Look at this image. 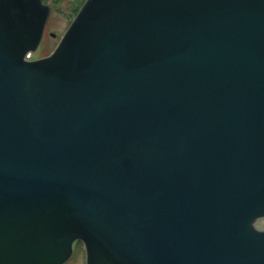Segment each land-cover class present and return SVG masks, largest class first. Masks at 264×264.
<instances>
[{"label":"water","instance_id":"95a60500","mask_svg":"<svg viewBox=\"0 0 264 264\" xmlns=\"http://www.w3.org/2000/svg\"><path fill=\"white\" fill-rule=\"evenodd\" d=\"M0 0V264H264V0Z\"/></svg>","mask_w":264,"mask_h":264},{"label":"rangeland","instance_id":"374dc122","mask_svg":"<svg viewBox=\"0 0 264 264\" xmlns=\"http://www.w3.org/2000/svg\"><path fill=\"white\" fill-rule=\"evenodd\" d=\"M71 2V0H61L59 3V9L61 11H53L50 13V18L47 21L43 38L37 49L28 55L30 59L46 56L54 49L63 32L74 17L73 13L62 11V9L68 8ZM53 33H55V36L51 35ZM257 224L259 226H264V217L259 218ZM84 260L83 244L79 242L76 253H74L65 264H84Z\"/></svg>","mask_w":264,"mask_h":264},{"label":"flooded vegetation","instance_id":"af4514ba","mask_svg":"<svg viewBox=\"0 0 264 264\" xmlns=\"http://www.w3.org/2000/svg\"><path fill=\"white\" fill-rule=\"evenodd\" d=\"M45 3H47L50 7V10L51 12L52 11H55V12H58V11H61L59 9V3L61 2V0H43ZM71 4L68 6V8H65V9H62V11H69V12H75L78 7H79V2L81 0H71ZM75 253V251L73 252V254ZM66 263V262H65ZM64 263V264H65Z\"/></svg>","mask_w":264,"mask_h":264},{"label":"bare ground","instance_id":"6f19581e","mask_svg":"<svg viewBox=\"0 0 264 264\" xmlns=\"http://www.w3.org/2000/svg\"><path fill=\"white\" fill-rule=\"evenodd\" d=\"M53 12V11H52ZM51 12V10L49 11V14H48V16H47V18H46V20L48 19V18H50V13H52ZM30 54V53H29ZM28 54V55H29ZM28 55H27V58H29L28 57ZM43 57H45V56H43ZM30 59V58H29ZM79 242H81L82 244H83V242L82 241H80V240H78V239H76V240H74L73 241V251H75V253H76V249H77V246H78V243ZM83 248H84V258H85V260H84V264H86V252H85V247H84V244H83ZM65 263V260L62 262V263H60V264H64Z\"/></svg>","mask_w":264,"mask_h":264}]
</instances>
